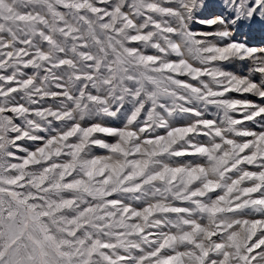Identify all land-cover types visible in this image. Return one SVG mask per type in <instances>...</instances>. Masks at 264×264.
<instances>
[{"label": "snow or ice", "instance_id": "6c2138e0", "mask_svg": "<svg viewBox=\"0 0 264 264\" xmlns=\"http://www.w3.org/2000/svg\"><path fill=\"white\" fill-rule=\"evenodd\" d=\"M253 25L264 0H0V264H264Z\"/></svg>", "mask_w": 264, "mask_h": 264}, {"label": "rangeland", "instance_id": "374dc122", "mask_svg": "<svg viewBox=\"0 0 264 264\" xmlns=\"http://www.w3.org/2000/svg\"><path fill=\"white\" fill-rule=\"evenodd\" d=\"M205 14H207V12ZM196 27H199V26L197 25ZM237 36L241 40L247 38L249 40V42L255 46L264 45V30H261V28L258 25H253L251 27L242 26L240 31L237 33ZM227 70L235 71L237 74L247 72V68H243L241 66V64H239V63L228 66ZM238 98H243V97H238ZM247 98L248 99H256V98L251 97V96H248ZM257 102H259V101L257 100ZM97 154H102V150H97ZM189 159H191V158H185V162H187Z\"/></svg>", "mask_w": 264, "mask_h": 264}]
</instances>
